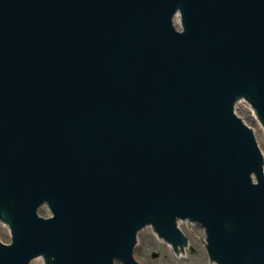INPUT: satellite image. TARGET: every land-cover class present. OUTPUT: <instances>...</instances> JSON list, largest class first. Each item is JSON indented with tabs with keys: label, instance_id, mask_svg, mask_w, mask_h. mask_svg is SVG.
<instances>
[{
	"label": "water",
	"instance_id": "water-1",
	"mask_svg": "<svg viewBox=\"0 0 264 264\" xmlns=\"http://www.w3.org/2000/svg\"><path fill=\"white\" fill-rule=\"evenodd\" d=\"M245 98L264 140V0H0V264H139L145 228L182 256L187 222L264 264Z\"/></svg>",
	"mask_w": 264,
	"mask_h": 264
},
{
	"label": "rangeland",
	"instance_id": "rangeland-1",
	"mask_svg": "<svg viewBox=\"0 0 264 264\" xmlns=\"http://www.w3.org/2000/svg\"><path fill=\"white\" fill-rule=\"evenodd\" d=\"M238 110V109H237ZM237 115L243 122L250 126L258 142L264 162V140L262 139L260 128H254L251 111H242L239 109ZM185 242L189 243L188 255L185 258H179L175 254L168 253V247L165 243L154 239V233H148V230H140L137 238V246L134 252V258L139 264H205L202 254V232L194 225L183 227ZM146 231V232H144ZM154 255H157L154 257Z\"/></svg>",
	"mask_w": 264,
	"mask_h": 264
},
{
	"label": "bare ground",
	"instance_id": "bare-ground-1",
	"mask_svg": "<svg viewBox=\"0 0 264 264\" xmlns=\"http://www.w3.org/2000/svg\"><path fill=\"white\" fill-rule=\"evenodd\" d=\"M236 108H238V110L239 109H242V102H240L239 104H237L236 105ZM238 110H236V112ZM187 225L188 226H191L192 224L189 223V222H187ZM176 226H177V229H179L180 233L182 235H184V230H183V227L184 226H180V225H176ZM144 230H148V228H145ZM144 232H146V231H144ZM165 245L168 247V244L165 243ZM188 249H189V243L185 242V240H184L183 246H182V256H180V255H176V256L179 257V258H185L188 255V252H189Z\"/></svg>",
	"mask_w": 264,
	"mask_h": 264
}]
</instances>
